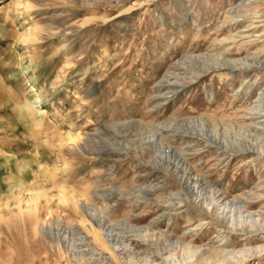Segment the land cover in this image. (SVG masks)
Masks as SVG:
<instances>
[{
  "label": "rangeland",
  "instance_id": "374dc122",
  "mask_svg": "<svg viewBox=\"0 0 264 264\" xmlns=\"http://www.w3.org/2000/svg\"><path fill=\"white\" fill-rule=\"evenodd\" d=\"M243 2L0 0V264H165L174 237L181 236L201 247L193 264H207L203 253L211 247L222 252L212 264H223L230 262L227 252L264 243L244 242L239 235L224 239L220 228L191 206L163 212L178 185L153 168L156 150L142 146L134 127L120 128L119 135L111 128L123 122H143L151 129L186 119L219 127L241 121L247 103L237 94L245 76L210 72L193 80L188 74L181 92L168 99L159 98L167 92L158 85L169 71L179 72L177 62L189 53L218 50L231 59L256 54V37L252 43L222 42L264 29V19L254 17L263 3L248 15L240 10ZM99 132L110 143L107 149L77 155L68 146L69 139ZM173 135L165 142L187 147ZM167 159L156 166L166 170ZM201 159L198 155L195 164L206 161ZM232 166L236 178L231 170L224 177L230 199L264 183V171L254 165L238 160ZM139 188L145 194L139 195ZM88 192L96 194L91 208L110 222L153 229L154 245L128 256L98 246L95 255L101 251L105 261L79 249L71 253L77 257H69L57 234L77 225L88 236L87 215L77 209ZM260 208L257 204L253 212ZM199 219L204 226L197 227ZM175 250L167 264H191L189 253ZM248 264H264V256Z\"/></svg>",
  "mask_w": 264,
  "mask_h": 264
},
{
  "label": "bare ground",
  "instance_id": "6f19581e",
  "mask_svg": "<svg viewBox=\"0 0 264 264\" xmlns=\"http://www.w3.org/2000/svg\"><path fill=\"white\" fill-rule=\"evenodd\" d=\"M257 3H263V10L257 13L253 12L255 13L254 17L264 19V0H244L240 10L249 15L252 6ZM261 23H264V21ZM248 28L246 27V30ZM252 37H256L254 41L258 43L256 54L231 59L228 54L218 50L199 54L189 53L177 62L175 70L179 72L169 71L163 76L158 85L159 89L167 92L162 95L159 94V98L168 99L181 92L186 84L184 81L188 74L193 77V80H199L200 77L210 72H226L229 77L233 78L235 75L245 76L237 94L239 98L244 95V101L247 103L244 106L241 121L227 125V127H219L216 123L198 119H186L183 123L173 122L168 125L159 124L157 128L151 129H148L143 122H123L111 126L116 135H119L118 132L122 127H134L142 146L153 152L156 150V158L152 161V164L155 163L153 168L162 169L178 185L173 189L172 198L170 197L166 202L167 207L163 212L169 211L171 213L182 206H191L199 211V218H207L211 224L219 227V234H225L224 239L232 235H239V237L244 238V242L248 243H251L253 239L264 241V206H262L264 204V183L260 184L256 190L230 199L229 188L225 187L224 177L225 173L231 170L233 180L236 178L234 171H232V165L238 160L243 165L249 163L254 165L256 170H260L261 173L264 171V85L259 83L264 79L259 78L260 75L263 77L262 73L264 71V29L253 33L248 31L245 33L238 32L237 37L230 36L222 40L224 43L248 39L249 43H252ZM169 75L171 78L178 77V79L171 80ZM253 76L256 78L254 83L250 80ZM256 84L258 85L255 86ZM254 95L255 101L250 102V97ZM102 130L103 133L108 132L106 127H103ZM171 133L172 135L175 133L173 139H180L187 147L177 149L166 143L164 139L169 137L168 135ZM119 139L122 141L121 144L126 145L122 137L118 136L117 140ZM109 145L108 140L100 132L96 136H77L74 139H69L68 144L77 155L84 150L85 152L88 150L97 152L104 148L107 149ZM112 145L120 147L118 143ZM165 155L168 158L166 170L163 167H157V163H161L166 159L164 158ZM198 155L201 156V160L205 161L206 159L201 166L196 165V162H194ZM212 162H215V164L212 165ZM136 192H139V195L145 194L140 188ZM83 196L85 202L82 207H79L80 204L78 205L77 209L79 211L76 210L73 215L80 212L87 215L85 216L89 221L86 225L88 236H84L77 225H72L70 231L62 230L63 232L60 231L57 234V239L69 257L72 252H76L75 249L84 250L85 254L91 252L95 255L99 250L98 246H100L104 251L112 249L115 254L125 256L128 253H136L138 248L147 243L149 246L154 245L152 243L156 237L153 229L138 228L132 225L131 222L124 220L112 223L107 219L105 213L101 212L99 214L91 208L94 206L95 193L88 192ZM75 204L77 205V203ZM257 204L261 205V211L253 212L254 206ZM95 218L98 222L95 221ZM189 220L192 221V218H189ZM198 221L199 225L197 227L205 225L206 221L202 219ZM73 236L77 239L72 238ZM89 237L93 239V242L89 241ZM174 238L175 241L171 242L172 250L168 252L169 257L163 259V262L167 264L171 256H175V249H181L186 254L189 253L190 257L188 256V259L192 261L201 247L193 246L192 243L187 242L185 236ZM169 239L172 240L171 237ZM215 249L211 247L210 251H204L203 255L207 257L205 259L207 264H212V261L216 262L214 259H219L222 256L220 254L222 252ZM225 255L230 257V260H228L230 262L224 263L222 259L223 264H248L254 259L264 256V243L256 247L247 248L243 246L240 249H233ZM225 255L223 258L226 257ZM71 256L75 258L78 255ZM98 257L104 261L106 260L101 251ZM162 257L164 258L163 254ZM190 263L193 264V261Z\"/></svg>",
  "mask_w": 264,
  "mask_h": 264
}]
</instances>
